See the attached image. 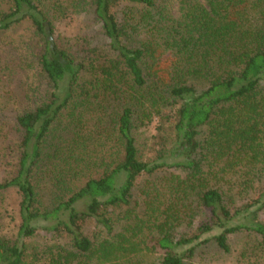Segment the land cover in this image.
Segmentation results:
<instances>
[{
	"label": "trees",
	"instance_id": "1",
	"mask_svg": "<svg viewBox=\"0 0 264 264\" xmlns=\"http://www.w3.org/2000/svg\"><path fill=\"white\" fill-rule=\"evenodd\" d=\"M263 216L264 0H0V264H264Z\"/></svg>",
	"mask_w": 264,
	"mask_h": 264
},
{
	"label": "rangeland",
	"instance_id": "2",
	"mask_svg": "<svg viewBox=\"0 0 264 264\" xmlns=\"http://www.w3.org/2000/svg\"><path fill=\"white\" fill-rule=\"evenodd\" d=\"M59 30L61 33H63L64 35L69 36L70 34H72L75 31V25L74 23H69L66 27L63 24H61V26L59 27ZM264 219V216H263ZM89 231H91V229H88ZM89 235L90 232H88ZM38 242H42L43 240L41 239H36ZM34 241V240H33ZM31 241V242H33ZM240 244H238L237 246H235V250L234 253L232 255H221V254H216V253H211L204 261H201L198 264H246L244 262H242L240 260L239 257H237V252L238 249L240 248L239 246Z\"/></svg>",
	"mask_w": 264,
	"mask_h": 264
}]
</instances>
